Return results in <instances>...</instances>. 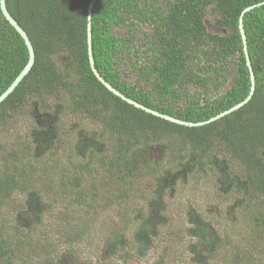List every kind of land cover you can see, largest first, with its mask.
Returning <instances> with one entry per match:
<instances>
[{
	"label": "trees",
	"instance_id": "16d2710c",
	"mask_svg": "<svg viewBox=\"0 0 264 264\" xmlns=\"http://www.w3.org/2000/svg\"><path fill=\"white\" fill-rule=\"evenodd\" d=\"M92 1V54L99 74L128 98L189 122L207 121L250 93L240 17L245 8L253 6L242 16L256 81L253 95L238 109L198 126L167 120L127 102L109 90L92 69L87 33ZM263 1L6 0L8 10L31 38L36 58L0 103V264H33L34 257L43 259V264H54L52 257H59L63 233L69 232L71 242L76 234L82 238L88 222L98 215V203L109 194L114 198L106 201L109 207L118 201L116 196L135 201L144 188H153L155 180L158 201L172 181L171 174L184 182L209 161L219 165L231 159L239 170L233 175L222 172L220 179L248 210V220L242 222L248 231L245 241H230L227 234H213L208 223L193 221L187 229L194 238L190 244L202 253L206 247L221 252L228 245L236 248L231 255L234 264H264L259 260L264 258ZM147 25L152 31L142 33L143 43L138 46L139 30ZM118 26L123 31H116ZM28 59L23 37L0 6V95ZM125 60L137 70L134 82L125 78ZM231 76L230 86L220 94ZM47 104L52 109H42L49 108ZM56 104L75 118L74 130L82 125L68 145L61 144L63 137L57 136L37 154L30 148L29 132L16 144L2 136L10 125H18L25 111L30 117L36 116V109L53 115ZM157 144L162 148L154 159L149 153ZM60 149L65 155L60 163L36 158L44 150L57 155ZM39 185L43 195L35 194L34 201L18 199ZM16 211L19 214L13 218ZM41 211L48 213L44 223ZM124 212L106 237V251L110 255L126 256L127 250L143 254L158 236L152 219L136 206ZM133 212L139 213L137 218L121 222ZM35 227L41 229L33 238L28 232ZM24 250L28 256L22 260Z\"/></svg>",
	"mask_w": 264,
	"mask_h": 264
},
{
	"label": "rangeland",
	"instance_id": "374dc122",
	"mask_svg": "<svg viewBox=\"0 0 264 264\" xmlns=\"http://www.w3.org/2000/svg\"><path fill=\"white\" fill-rule=\"evenodd\" d=\"M209 27L211 30L210 25ZM115 30L118 32L123 31L120 26L115 27ZM151 31L152 29L149 25L144 26L142 27V30H139L138 36L141 38L137 42L138 46L143 43L142 33ZM123 66L124 68H122V70L126 73V80L134 82L137 78V70L133 69L128 60H125ZM232 79L233 76H231L230 80L221 87V91H219L220 94L230 86ZM47 106L49 108L43 106L42 109L49 110L51 108L49 104H47ZM42 109H36V118L32 115L33 118L26 115L25 111V114L21 115L18 119V125H10L8 129L2 133L4 139L9 144H16L19 139L22 141L25 140L23 137L25 135L24 132H29L30 148L38 154L42 151L43 146L47 141L51 143V140L60 136L63 137L61 144L64 143L68 145L72 141L74 132L77 131L79 133V131H81L80 128L82 129V125L75 130L73 129V125L76 123L75 118L66 115L65 113L68 112H66L65 108H61L56 104V113L53 115L44 112L41 113ZM86 127L87 126L85 125V128ZM81 133L85 134L84 132ZM63 147L65 148L66 146ZM161 148V144L152 146L153 150L150 151L149 156L157 159L158 156H160ZM36 158L51 163H60L65 160V155L63 149H60L57 155H50L48 154V151L45 152L44 150L42 155H38ZM33 161L38 162L37 164L42 163L37 160ZM238 165L239 164L234 159L227 162L222 161L219 165L217 163L211 164L209 161L203 166V169L198 168L200 171L196 170L195 173L197 171L199 172L187 177L184 182L183 179L179 180V178H175V176L171 174L172 181L169 185L166 184L167 186L164 187L165 195L160 200L158 199V201L155 200L154 196V191L156 189L155 180L152 181L153 188H144V192L139 198L132 199L135 201L129 200V197L124 200L123 198L119 199V196H116L118 201H115L114 204L109 207L106 201L114 200L111 196L112 194H109L106 196L105 201H100L98 203V208L100 209L97 210L98 215L95 216L92 221H87L89 225L87 231L82 235V238L78 237L75 233L76 239L71 242L69 239V232L63 233L61 240L58 242L59 248L57 252L60 254L58 258H56L57 256L52 257L53 263L224 264V262H226V264H234L231 257L233 247L227 245V247L222 249L221 252L217 250H209L208 247H206L208 250H205V253H202L201 250L195 251L190 244V241L192 239L194 240V238L187 234V229H189L193 221H201L203 223H208L212 228L211 231H213V234L215 235L218 234L225 236V234H227L229 235L228 239L230 241H234L235 239L238 242L245 241V236H247L248 231L246 225L242 222L248 220L247 214L245 213L248 210L245 208L243 209L245 206L244 204H238V198L232 191L228 192V186L223 184L220 179L222 172L233 175L236 170H239ZM172 173L174 174V172ZM162 174L163 171L159 173V175ZM38 181H40V179L36 180V183ZM40 186L41 185L36 188L35 192L26 191L27 194H20L18 199L25 202L34 201L36 199L35 194L40 196V193H43L41 191L44 189L41 190ZM136 186L141 187L139 185ZM119 201L121 203H119ZM161 203L165 204L163 206L164 209H161ZM129 206H136L137 209L143 211L148 219H152V224L154 225L158 236L155 238L153 246L143 254L135 253L133 255L131 254L132 250H127L126 256H123L124 254L122 253L120 255H110L109 252L106 251L108 248V240L106 237H108L112 229L115 228L114 226L119 223L120 219H122L125 214V209ZM76 213L79 215L78 212ZM18 214V211H16L13 218H17ZM40 214L42 215L40 218H44V223L45 218H47L46 214L48 213L41 211ZM138 214L139 213L137 212L130 213L121 222L125 223L128 220L135 219ZM77 220H80V225L84 227L85 223L82 222L83 220L80 216H78ZM128 228L131 231L132 228L130 226H128ZM29 229L28 234L35 238L38 236L41 227ZM130 231L128 233H130ZM32 234H34V236ZM128 238H130V236ZM235 249L236 248L233 250ZM31 252L33 254L32 250ZM27 253V250L21 252L20 256L22 260L28 256ZM129 254H131V258H128ZM250 259L251 257H249V260ZM42 260L38 261L36 257L31 259L32 262H35L33 264H43ZM259 260L264 261L263 256L261 258L259 257Z\"/></svg>",
	"mask_w": 264,
	"mask_h": 264
},
{
	"label": "water",
	"instance_id": "95a60500",
	"mask_svg": "<svg viewBox=\"0 0 264 264\" xmlns=\"http://www.w3.org/2000/svg\"><path fill=\"white\" fill-rule=\"evenodd\" d=\"M94 4V1H92V3L90 4L89 10H88V47H89V56H90V63L92 66L93 71L95 72L96 76L99 78L100 81H102L104 83V85L111 90L113 93H115L116 95L122 97L124 100H126L127 102L135 105L136 107L145 109L146 111L165 118L167 120L179 123V124H184V125H190V126H198V125H202L204 123H208L211 122L213 120H216L218 118L223 117L226 114H229L230 112L238 109L239 107L243 106L245 103H247L249 101V99L251 98V96L253 95L254 91H255V87H256V81H255V76H254V72L251 68V64H250V60H249V54H248V48H247V41H246V35H245V30L243 27V14L250 10L253 6L247 7L243 10L242 15L240 17V30L242 33V39L244 42V50H245V54L247 57V64L249 66L250 69V74H251V89H250V93L248 94V96L241 101L240 103L236 104L235 106L231 107L230 109H227L221 113H219L218 115L211 117L209 120L204 121V122H189V121H184L182 119L170 116L168 114H164L159 112L158 110L146 107L145 105L139 103L138 101H135L131 98H128L127 96H125L121 91H119L118 89H116L115 87H113L108 81H106L100 74L99 72L96 70L95 65H94V58H93V54H92V31H91V17H92V6ZM260 4H264V1ZM259 4V5H260ZM0 6L2 9V12L4 14V16L6 17V19L15 27V29L20 33V35L23 37L27 47H28V51H29V59L27 64L25 65V67L23 68V70L19 73V75L15 78V80L12 82V84L0 95V103H2L14 90L15 88L19 85V83L22 81V79L24 78L25 75H27V73L31 70V68L33 67L34 63H35V49L32 43L31 38L29 37L27 31L18 23V21L12 16V14L10 13V11L7 8V4H6V0H0ZM258 6V5H257Z\"/></svg>",
	"mask_w": 264,
	"mask_h": 264
}]
</instances>
